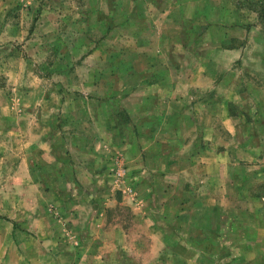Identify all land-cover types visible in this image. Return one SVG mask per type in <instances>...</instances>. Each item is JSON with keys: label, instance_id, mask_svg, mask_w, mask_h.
Wrapping results in <instances>:
<instances>
[{"label": "rangeland", "instance_id": "1", "mask_svg": "<svg viewBox=\"0 0 264 264\" xmlns=\"http://www.w3.org/2000/svg\"><path fill=\"white\" fill-rule=\"evenodd\" d=\"M252 26L260 31L244 35ZM263 29L264 0H0V235L9 237L0 264L59 263L79 247L87 229L73 224L80 216L104 220L100 247L115 245L116 264H144L150 258L141 254L159 234L154 190L179 180L175 198L191 208L197 202L182 219L200 225L202 208L219 196L223 218L245 221L251 236L241 242L224 229L233 244L227 258L264 262V209L256 216V205L222 194L224 178L203 185L187 172L138 177L159 164V138L171 142L182 166L189 152L203 154V124L216 135L227 101L238 116L230 139L245 136L246 122L263 128L264 113H254L264 107V69L256 76L264 68ZM226 39L244 45L241 60L223 49ZM29 229L51 236L46 258L27 255ZM15 246L24 253L12 259Z\"/></svg>", "mask_w": 264, "mask_h": 264}, {"label": "crops", "instance_id": "2", "mask_svg": "<svg viewBox=\"0 0 264 264\" xmlns=\"http://www.w3.org/2000/svg\"><path fill=\"white\" fill-rule=\"evenodd\" d=\"M256 31L260 30L255 29L253 26L250 30H243L244 35L247 33L251 35V33L254 34ZM262 31H264V29ZM227 32L228 29L223 27L221 33L225 34ZM263 41V37H260L258 40V42L261 43ZM224 44L223 49L225 51L231 53L237 60L242 59L244 45L238 44L235 47L232 45L228 46V39L224 41ZM260 63L264 64V56L261 57ZM260 69V72H258L259 74H256L257 77L264 68L260 67ZM255 83L258 84L257 86H260L263 84V81L259 80ZM221 101L222 100H220L219 103ZM202 102H205L203 104L205 116H207V114L211 116L213 108L208 106L211 105L209 104L211 101L204 99ZM229 106L232 107L231 104L228 105V101L226 105H221L220 111L224 113L226 119L224 118L223 126L222 115V123L216 135H211L212 123L205 122L203 124L206 132L204 133V139L208 141V143H203L206 147V149L203 150V154H190L189 152L182 166L180 164L182 163L180 158H173L175 154L174 148L172 146H167L172 145L171 142L166 143V141L159 138V142L161 143H156L158 151L155 155L159 159V164L156 168H149L148 166L142 167L139 172L140 176L138 177L146 178V175L155 173L157 179H161L162 177L167 180L170 175L175 177V174L181 175V173L187 172L194 176H198V182L203 184L207 180L210 181V179L217 183V177L220 176L226 180L225 189L220 188L221 193H225L226 189H228L233 193V198L236 202H247L248 204L251 203L256 205L258 208H256L255 214L258 216L260 214L258 210L261 208L264 209V196L261 194V191L264 190V125H262L263 128H260L259 126L254 127L246 122V125L243 126L246 132L245 136L230 139L228 135V133L232 134L228 128L230 120H234V118L238 116L237 114L232 116L229 115ZM254 113L259 114L258 116L264 113L262 104H260L259 110H255ZM242 114H245V112L243 111ZM217 127L218 126H216V128ZM207 131L209 135H206ZM253 139L255 144L252 142ZM207 145L210 146V149H208L209 147ZM212 146L216 147L215 151L212 150ZM180 183L181 180H179V184L173 182V184L163 186L165 184L162 183L163 185L159 187L156 186L154 190V194L158 196L157 205L160 209L156 211L159 217L158 220L153 223V219L151 222L152 225H157L156 232L160 234V232L163 231L168 234L165 235V237L159 234L150 237L151 242H154L155 245L152 251L146 252L145 255L141 254L145 258H150V261H144V264H238L235 254H233L234 258H232L231 261L228 259L231 258V256L229 257V253L233 250V244L231 240L227 241L225 239L223 232L224 229H227L230 232H234V238L241 239V242L247 239L249 242L251 239V236L248 234L249 231L247 232V230L243 229L245 227L242 226V223L245 221L233 220L229 217L227 219L223 218V211L221 206H219L222 198L218 196L216 199L212 198V204L214 203V206L206 205L202 208L203 218L201 219V224L191 226V223L188 224L184 218L182 219L180 214L184 210L191 212V209H193L192 211L194 212L197 202L193 201L192 208L182 206L181 200L179 198L177 199V197L175 198V195L181 194L180 190H178ZM184 185V188H187L191 186V182H187ZM218 187L220 186L218 185ZM213 189L214 186H211L210 190L213 191ZM169 195L171 196L170 198L167 197ZM165 199H167L166 203L164 202L166 201ZM170 210L173 211L172 214ZM81 217L82 216L73 221L76 227L80 228L86 224L87 228L86 231L82 230L78 236L79 247L73 250L71 255L68 253L61 254L60 262L55 264H116L113 260L116 259L117 255L115 245H112V248L110 245V250L107 252L104 250L102 251L100 247V229L97 228V226L103 224L101 222L104 220H95V218L92 217L91 220L86 221V219ZM261 220L264 221V217H261L260 221ZM171 222H175L176 225H171ZM16 223L24 226L19 220ZM259 226L261 227L259 231L260 235V232L264 233V224ZM186 227H190L188 232L185 231ZM29 231L35 233V235H30L29 237V240L32 241V245H30V251H27V255L34 260H37V258H46L47 254L51 253L46 245V242L52 240L51 236L48 234L40 235L36 232V229H29ZM262 237H264V234ZM11 238L14 239V236ZM8 239V236L0 235V244H4ZM25 239V237H22V240ZM41 241L45 243L44 246L39 244ZM116 241L117 238H114L113 242L116 243ZM33 242L36 243L33 244ZM227 242H229V245H227ZM14 248L16 250L12 249V259L21 257V255H23L21 253L24 252L21 251V249L19 250L16 246ZM124 251L126 252V250ZM40 252H42V254H39ZM4 254L5 251L0 247V260L4 258ZM127 262L126 264H130ZM2 264L5 263L3 262ZM32 264L40 263L35 261L32 262ZM43 264H51L50 258L49 261H44ZM261 264H264V262Z\"/></svg>", "mask_w": 264, "mask_h": 264}]
</instances>
